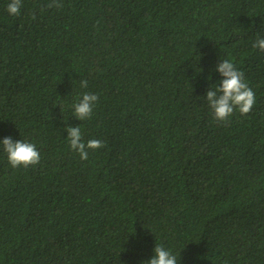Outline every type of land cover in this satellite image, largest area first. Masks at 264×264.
I'll use <instances>...</instances> for the list:
<instances>
[{
	"label": "trees",
	"instance_id": "trees-1",
	"mask_svg": "<svg viewBox=\"0 0 264 264\" xmlns=\"http://www.w3.org/2000/svg\"><path fill=\"white\" fill-rule=\"evenodd\" d=\"M0 0V264H264V0ZM35 14V19L32 15ZM230 59L256 95L217 122L206 91ZM88 81L87 88L80 82ZM84 92L91 118L74 117ZM105 147L81 160L67 140Z\"/></svg>",
	"mask_w": 264,
	"mask_h": 264
},
{
	"label": "clouds",
	"instance_id": "clouds-1",
	"mask_svg": "<svg viewBox=\"0 0 264 264\" xmlns=\"http://www.w3.org/2000/svg\"><path fill=\"white\" fill-rule=\"evenodd\" d=\"M22 6V0H10L6 11L12 16H19ZM62 6L60 0H50L46 5L48 8ZM35 18V14H33L32 19ZM252 47L264 52V38H260L258 35ZM216 71L222 79L218 84L211 85L204 97L212 111L213 118L217 122L227 124L234 112L238 111L242 116L249 114L256 104V95L246 81L244 73L238 70L230 59L221 60L216 66ZM87 86V80L80 82L81 88L86 89ZM98 100V95L84 92L78 101L72 105L74 117L80 121L91 118L93 108ZM66 131L70 148L79 154L81 160L88 159L89 150L95 151L105 147L104 142L99 139H90L85 142L80 126H67ZM0 145L7 155L8 163L13 168H27L40 163V152L34 143L21 139L13 141L11 137H5L0 141ZM142 264H178V260L169 249L156 244L152 258L142 262Z\"/></svg>",
	"mask_w": 264,
	"mask_h": 264
}]
</instances>
